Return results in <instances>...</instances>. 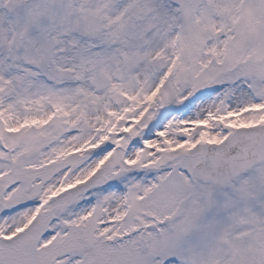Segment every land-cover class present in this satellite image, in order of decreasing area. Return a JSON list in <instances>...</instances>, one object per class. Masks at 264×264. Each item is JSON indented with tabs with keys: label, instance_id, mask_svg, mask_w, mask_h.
Masks as SVG:
<instances>
[{
	"label": "snow or ice",
	"instance_id": "snow-or-ice-1",
	"mask_svg": "<svg viewBox=\"0 0 264 264\" xmlns=\"http://www.w3.org/2000/svg\"><path fill=\"white\" fill-rule=\"evenodd\" d=\"M0 264H264V0H0Z\"/></svg>",
	"mask_w": 264,
	"mask_h": 264
}]
</instances>
